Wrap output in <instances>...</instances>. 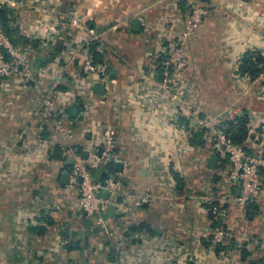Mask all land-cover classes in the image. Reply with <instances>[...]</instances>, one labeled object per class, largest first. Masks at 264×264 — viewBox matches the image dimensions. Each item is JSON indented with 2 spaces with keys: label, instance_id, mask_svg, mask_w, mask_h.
I'll list each match as a JSON object with an SVG mask.
<instances>
[{
  "label": "crops",
  "instance_id": "0c3cea01",
  "mask_svg": "<svg viewBox=\"0 0 264 264\" xmlns=\"http://www.w3.org/2000/svg\"><path fill=\"white\" fill-rule=\"evenodd\" d=\"M16 1L0 9V23L23 47L37 38L30 46L31 67L48 68L39 82L43 88L57 83V105L65 110L74 149L88 152L98 125L109 119L118 129L122 161L115 166L125 171V189L153 197L122 214L115 210L116 244L86 227L87 218L75 205L77 189L69 186L68 140L44 117L39 87L20 76L1 78L0 264H248L239 249L244 244L255 258H264V188L245 218L242 208L232 207L228 228L234 236L218 253L210 215L198 196L214 190L227 159L209 133L182 137L184 126L166 118L139 88L148 75L161 77L155 65L160 27L182 31L190 1L215 4L188 42L189 102L222 125L245 114L248 152L264 150V79L239 72L247 52L264 54V0ZM71 12L84 25L71 27ZM137 18L140 31L133 30ZM90 27L101 31L104 53L98 50L120 104L116 120L106 89L96 87L101 75L82 70L83 61L93 57ZM260 174L264 179V166Z\"/></svg>",
  "mask_w": 264,
  "mask_h": 264
},
{
  "label": "built area",
  "instance_id": "2783aa9c",
  "mask_svg": "<svg viewBox=\"0 0 264 264\" xmlns=\"http://www.w3.org/2000/svg\"><path fill=\"white\" fill-rule=\"evenodd\" d=\"M16 4V0H0V9ZM209 9L211 10L208 5L202 6L195 1L189 2V12L182 31L172 34L173 31L170 30L172 31L170 32L168 29L165 36L161 38L160 57L155 63L160 69L161 77L157 78V74L148 75L145 77L147 80L140 84L139 88L152 98L166 118L173 120L172 122L180 128L184 126L182 137L187 139L193 135L194 131L209 130L214 137L215 147L228 160V168L220 174L221 178L214 190L198 196L210 215L212 225L214 222L219 223L218 227H211V239L216 248L234 236L228 228L232 207L242 208L245 218L247 206L258 198L264 188V179L260 174V169L264 166V150L260 148L253 154L248 152L243 144L232 140L225 130L226 127L216 122V116L190 104L188 87L186 88L185 80H182V76L177 72V70H185L190 64L185 48L187 38L200 29L204 18L210 12ZM70 19L71 27L80 28L84 25L77 16ZM87 29L90 42L101 40V32L94 27ZM30 46L31 42L23 47L14 41L0 23V79L20 76L25 80L36 82L44 117L68 140L64 153L71 164L69 186L77 189L75 201L77 209L85 218L92 221L95 228L100 229L109 238L118 240L119 223L115 222L113 217L107 216L108 208L114 205L117 208L116 215H119L132 205L136 208L150 202L153 196L147 192L128 191L124 185L125 171L116 168L113 170L109 167L110 164L116 165L122 161L118 152L117 125L111 123L109 119L98 125L97 139L86 155L74 149L70 140L72 132L66 127L64 119L65 110L57 105L59 95V90L55 88L57 83L51 88H43L39 84L41 76L48 74V68L46 66H40L38 69L31 67ZM103 50L104 47L101 46L100 51L104 53ZM163 55L166 57L163 58ZM82 67L84 73L95 72L101 75L109 108L116 120L120 104L112 96L113 88L108 80V63H96L92 58H87ZM258 77H260L259 80L264 79V68ZM98 172L105 173L103 179L97 177ZM120 199L123 203L126 201V205L121 204ZM243 234L245 238V229Z\"/></svg>",
  "mask_w": 264,
  "mask_h": 264
},
{
  "label": "trees",
  "instance_id": "16d2710c",
  "mask_svg": "<svg viewBox=\"0 0 264 264\" xmlns=\"http://www.w3.org/2000/svg\"><path fill=\"white\" fill-rule=\"evenodd\" d=\"M7 33L9 34V32H7ZM10 37H12V36H10ZM13 40L16 41V39H14V38H13ZM100 41L101 40H94L91 42V44H89L90 49H91L90 51L93 54L92 59L96 63H103L104 62V57L102 55L103 52L101 53L98 50V48H100V44H101ZM263 68H264V54L247 52L241 60V63L239 66V72L242 74H248V76L251 79H254L260 75V73L263 71ZM249 124H250L249 123V117H247L245 115L238 117L234 120L227 121L226 123L223 124L226 127L225 130H226L227 134L232 138V140L237 142V143L243 144L247 150H249V148L247 147V142L245 140L249 139V137H250ZM109 167L113 170H115V168H116L115 164H110ZM100 174H101V172H98L97 176H100ZM45 221L53 223V221L50 218H47ZM218 225H219L218 222L213 223V227H218ZM224 225L226 226V224H224ZM98 230H100V229H98ZM40 231L42 232L43 230H40ZM117 241L118 240H114L113 241L114 244H116ZM212 243H213V241H212ZM222 245L223 244H219V246L216 247V249H217L216 251L218 253L220 251L221 252L225 251L224 249H226V248ZM239 249L242 251L243 261H246L248 259L247 260L248 264H260L261 262L264 261V258H261V257L255 258L253 256V252L249 249L247 244L240 246ZM114 252H115V250H114Z\"/></svg>",
  "mask_w": 264,
  "mask_h": 264
},
{
  "label": "rangeland",
  "instance_id": "374dc122",
  "mask_svg": "<svg viewBox=\"0 0 264 264\" xmlns=\"http://www.w3.org/2000/svg\"><path fill=\"white\" fill-rule=\"evenodd\" d=\"M228 1V0H227ZM199 4V3H198ZM199 5H202V6H204V5H208L210 8H211V10H210V12L207 14V16L204 18L205 20L208 18V17H210L211 15H212V13L215 11L214 10V6H216L215 4H211V3H206V1H203V3L202 4H199ZM68 16L70 17V18H72L73 16H75V15H73L72 14V12L71 13H68ZM204 20V21H205ZM185 22V21H184ZM204 23V22H203ZM183 26H184V23H183ZM201 28V27H200ZM168 29V27L167 26H162V27H160V29L158 30V32H160V33H162V35H163V37L165 36V34L167 33V30ZM160 30H162V32L160 31ZM200 30V29H199ZM199 30H196L191 36H189L188 38H187V44H186V52H187V56H189V51H188V42H189V40H190V38L192 37V36H194V34H196ZM99 32H101L100 30H98ZM176 33H179V32H173L172 34H176ZM35 42H37V38H35L34 36H33V38H32V40H31V44L33 45V44H35ZM163 58H165L166 57V55H163L162 56ZM189 58H190V56H189ZM190 60V64L188 65V67L185 69V70H177V72L179 73V75L180 76H182L181 77V79L182 80H184V76H185V72H186V70H188L189 69V67H190V65H191V59H189ZM166 61V60H165ZM195 132V131H194ZM194 132H193V134H194ZM208 133L210 134V136L212 137V140H213V142H214V137H213V135H212V133L211 132H209V130L207 131V130H204V131H199V132H195V135L196 134H205V135H208ZM193 136V135H192ZM215 143V142H214ZM227 159V158H226ZM227 162H228V160H227ZM259 255H260V253H259Z\"/></svg>",
  "mask_w": 264,
  "mask_h": 264
},
{
  "label": "water",
  "instance_id": "95a60500",
  "mask_svg": "<svg viewBox=\"0 0 264 264\" xmlns=\"http://www.w3.org/2000/svg\"><path fill=\"white\" fill-rule=\"evenodd\" d=\"M141 24H142V21L140 19H135L134 22H133V30L134 31H140L141 29ZM108 71H110V69H108ZM99 86H96L98 88V91H102L105 86L103 83L101 84H98ZM87 154V152L85 153V155ZM239 192V191H238ZM115 210H116V207L114 205L110 206L107 210V216L111 217V216H114L115 214ZM85 226L86 227H91L93 226L92 225V221L90 219H85Z\"/></svg>",
  "mask_w": 264,
  "mask_h": 264
},
{
  "label": "bare ground",
  "instance_id": "6f19581e",
  "mask_svg": "<svg viewBox=\"0 0 264 264\" xmlns=\"http://www.w3.org/2000/svg\"><path fill=\"white\" fill-rule=\"evenodd\" d=\"M84 62V61H83Z\"/></svg>",
  "mask_w": 264,
  "mask_h": 264
}]
</instances>
